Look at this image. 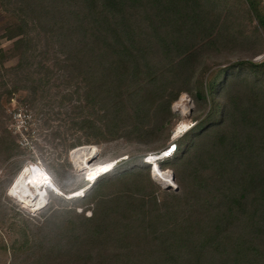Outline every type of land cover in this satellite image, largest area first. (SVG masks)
Returning a JSON list of instances; mask_svg holds the SVG:
<instances>
[{
	"label": "trees",
	"instance_id": "1",
	"mask_svg": "<svg viewBox=\"0 0 264 264\" xmlns=\"http://www.w3.org/2000/svg\"><path fill=\"white\" fill-rule=\"evenodd\" d=\"M0 7L10 22L3 36L13 40L0 50L1 69L15 77L7 94L26 91L25 103L46 94L52 72L42 63L31 69L35 55H51L61 82L73 85L60 101L76 96L81 135L67 149L123 138L133 153L155 150L169 136L177 117L170 104L181 93L197 112L160 162L177 186L162 191L167 205L136 154L91 183L77 174L71 189L56 181L62 194L46 188L58 202L43 209L47 231L0 198V226L9 211L20 221L12 254L41 243L46 257L60 260L54 264H264V59L254 60L264 51L260 0H0ZM238 15L250 30L243 22L230 28ZM239 37L249 56L205 78L213 54ZM8 57L15 64L3 66ZM19 153L4 128L0 156ZM21 168L11 161L0 183L13 170L12 183Z\"/></svg>",
	"mask_w": 264,
	"mask_h": 264
},
{
	"label": "rangeland",
	"instance_id": "2",
	"mask_svg": "<svg viewBox=\"0 0 264 264\" xmlns=\"http://www.w3.org/2000/svg\"><path fill=\"white\" fill-rule=\"evenodd\" d=\"M232 18L230 28L235 29L236 25L240 22L246 24V28H244L247 31L252 27L253 23L247 25V18L244 15H238L235 19L234 17ZM9 23L5 11L0 7V50L3 51H7L11 48L13 42V40L6 39L3 36V34H5V28ZM226 45H229V47L221 49L220 55L216 53L213 54V58L208 61V71L204 74L205 78H208L215 70L228 65L232 60L249 56V49L242 43L240 37L232 42H227ZM35 48V53L37 54L42 49L41 43L38 42ZM46 57L47 59L40 60V57L35 55L29 65L31 69H33L38 63H40V65L45 64L52 72L50 75L51 85L48 86V90L44 96L40 97L38 100H30V102L26 101V103L23 101L25 96L29 95L26 91H14L10 96L7 94V91L15 81V77L12 74L13 72H6L0 67V106L3 109L2 112L0 110V133L5 128L9 131V134L12 135L15 143L21 148V153L6 161H3L2 156H0V176L4 173L7 165L13 160H16L21 167L34 163L49 173L56 188V181H59L65 188L71 189L76 181L74 174H77L78 176L84 175L88 180L86 173L96 164L113 161L111 167L114 168L116 165L133 157V155L141 154L143 161L148 162L151 178L158 186V189L161 190L159 196L160 205H167V197L165 194H162V191L169 192L170 190L177 189L174 176L172 177L173 173L171 167L169 165L160 164V162L166 158L161 161V158L158 159L156 155L153 158L150 156L149 158L151 159L148 161L145 160V157L148 155L159 154L162 149L167 147L170 143L176 142V140L194 124L191 118L196 115L197 112L191 97L183 92L179 95L177 100L170 104L171 112L176 113L177 117L173 119L169 126V136L165 144L160 148L133 153L126 140L123 138H117L107 142H99L97 144L90 143L76 145L73 148L67 149V145L74 142L81 135V130L76 127V121H78L79 116L73 109V106L77 104L78 100L76 99V96L73 95L71 100L64 97L65 99L60 101V98L63 97V95L68 96V94L71 93L73 85L61 82L62 78L59 76L61 71L57 67L55 60L52 59L51 55L47 54ZM59 57H61V55H59ZM262 59H264V51L261 54L256 55L254 58V60L257 61ZM15 62L16 58L8 57V59L3 61V66H12ZM2 80H6L7 84L1 85ZM84 145L92 146L95 151L87 159L85 167L77 160L73 161L70 154L75 148ZM152 162H154L156 166L158 165L157 167H159L161 171L166 172L163 179L160 177H152ZM11 172V176H13L15 171L12 170ZM8 173H6V177L2 179L0 183V198L3 200L2 203L10 206L11 209L17 211L20 215L25 216L24 218L29 219L34 223L35 227L38 228L36 230L40 231L41 229L42 231H45L46 228L42 225L47 223V221H45L46 213H43V209L46 208L49 202L47 194L48 190L43 188L46 193L44 204L37 209H30L24 200L18 197L10 189V181L12 177L10 176V173L8 176ZM166 175L169 177L168 180L170 185H167L165 180ZM8 188L11 195L16 200L7 193ZM57 191L62 194L59 188H57ZM80 194H82V191L77 195ZM64 195L66 197H72L68 191L64 192ZM49 203H52L54 207L58 206V202L56 201H50ZM76 209L77 211H80L79 207ZM85 214L89 215L90 212L86 211ZM6 215L9 216L6 219V224L0 226V244L3 242L6 246L5 252H3L0 247V264H54V261H60L58 258L51 259L46 257L44 254L45 249L41 243L32 247L28 253L22 252L12 254L10 249L13 247V244L15 246V240L19 237L21 238L17 233V226L20 221L17 217L11 216L16 215L11 211H9V213L7 212ZM17 216L20 217L19 215ZM60 219V217L57 218L54 224L59 223ZM69 262L71 261L69 260ZM71 264H74V262H71Z\"/></svg>",
	"mask_w": 264,
	"mask_h": 264
},
{
	"label": "bare ground",
	"instance_id": "3",
	"mask_svg": "<svg viewBox=\"0 0 264 264\" xmlns=\"http://www.w3.org/2000/svg\"><path fill=\"white\" fill-rule=\"evenodd\" d=\"M94 148L90 145H84L75 148L70 154L73 161L80 162L84 167L86 166L87 159L94 153ZM151 156V158L155 157ZM151 158H148L149 161ZM113 164V161L107 163L96 164L91 167L87 174L88 182L94 180L99 174L109 170ZM110 165V166H109ZM99 173L94 179L93 177ZM166 172L161 171L157 166L153 169L152 176L154 178H164ZM169 177L166 175L167 185L169 184ZM90 183V182H89ZM170 185V184H169ZM57 191V188L52 182V178L49 173L38 166L37 164L31 163L22 166L21 170L17 173L13 182L10 185V189L29 206L30 209H37L41 207L45 202V190L43 188L51 187ZM9 191V189H8ZM55 191V192H56ZM81 190L71 192V196L77 195ZM58 192V191H57Z\"/></svg>",
	"mask_w": 264,
	"mask_h": 264
},
{
	"label": "built area",
	"instance_id": "4",
	"mask_svg": "<svg viewBox=\"0 0 264 264\" xmlns=\"http://www.w3.org/2000/svg\"><path fill=\"white\" fill-rule=\"evenodd\" d=\"M261 6L264 10V0H260ZM175 149V144L174 142L170 143L167 147H165L164 149H162V151L159 154H156L158 159H162V158H166L171 156V153L174 151ZM150 156H154V155H148L147 157H145V160H147ZM157 159V160H158ZM115 163V162H114ZM152 164V170L155 168V164L154 162L151 163ZM110 166V165H109ZM158 166V165H157ZM99 173H97L94 177H96ZM153 174V173H152ZM93 177V178H94ZM153 177V176H152ZM161 178V177H160ZM162 179V178H161Z\"/></svg>",
	"mask_w": 264,
	"mask_h": 264
},
{
	"label": "clouds",
	"instance_id": "5",
	"mask_svg": "<svg viewBox=\"0 0 264 264\" xmlns=\"http://www.w3.org/2000/svg\"><path fill=\"white\" fill-rule=\"evenodd\" d=\"M166 158H167V157H166ZM163 159H165V158H162L161 161H162ZM94 178H95V177H94ZM94 178H93V179H94ZM92 181H93V180H92ZM92 181H90V183H91ZM46 188H50V187H46ZM50 189H52V187H51ZM53 189H54V188H53ZM53 189H52V190H53ZM55 191H56V190H55ZM81 191H82V190H81ZM58 193H59V192H58Z\"/></svg>",
	"mask_w": 264,
	"mask_h": 264
},
{
	"label": "water",
	"instance_id": "6",
	"mask_svg": "<svg viewBox=\"0 0 264 264\" xmlns=\"http://www.w3.org/2000/svg\"><path fill=\"white\" fill-rule=\"evenodd\" d=\"M172 177H173V174H172ZM52 187V189H53V186H51ZM175 189H176V187H175ZM54 191H55V189H53Z\"/></svg>",
	"mask_w": 264,
	"mask_h": 264
}]
</instances>
